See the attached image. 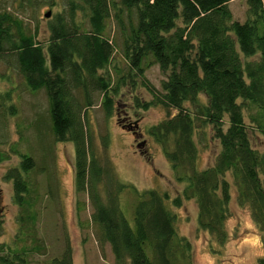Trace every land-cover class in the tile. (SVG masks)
<instances>
[{"label":"trees","instance_id":"obj_1","mask_svg":"<svg viewBox=\"0 0 264 264\" xmlns=\"http://www.w3.org/2000/svg\"><path fill=\"white\" fill-rule=\"evenodd\" d=\"M58 1L0 0V61L16 70L28 91H45L52 135L74 144L76 192L89 193L98 242L110 246L114 264H194L190 243L177 234L167 193L135 191L133 223L120 208L122 186L106 201L99 193L106 171L92 151L86 115L97 94L106 117L113 115L124 78L115 85L99 72L118 49L133 76L144 78L150 64L169 72L155 100L175 113L150 135L176 181L185 184L182 199L196 202L198 227L226 244L235 192L238 205L250 209L264 232V150L253 148L250 139L254 129L264 135V0H246L244 23L234 19L232 0H65L48 21L44 45L26 20L37 19L41 7L57 8ZM112 20L120 29V47L107 33ZM12 93H0L3 115H17L9 104ZM212 139L220 142V153L213 166L201 170V149ZM19 156V165L4 176L13 184L19 227L14 248L0 243V264H30L32 253L45 248L37 230L34 179L47 168L29 154ZM8 159L0 151V163ZM49 264H74L72 248L67 245Z\"/></svg>","mask_w":264,"mask_h":264},{"label":"rangeland","instance_id":"obj_2","mask_svg":"<svg viewBox=\"0 0 264 264\" xmlns=\"http://www.w3.org/2000/svg\"><path fill=\"white\" fill-rule=\"evenodd\" d=\"M58 3L57 8L41 7L37 19L26 20L29 30L31 33L36 31V40L42 44L48 39V21L61 10V3L65 0ZM230 8L235 20L246 21V0H232ZM48 12L51 14L49 18L45 16ZM80 19L78 15L77 20ZM107 33L120 47V29L114 20L108 23ZM99 73L115 85L124 78L113 98L115 108L111 117H106L101 106L102 97L98 94L95 105L87 110L86 115L92 151L106 171L99 186L102 199L106 201L109 193L122 186L118 192L120 208L126 219L133 223L137 202L135 191L167 193V206L177 218V234L190 243L194 264H259L264 258V232L255 223L250 209L238 205L234 192L230 217L225 223L228 239L226 244L220 245L198 227L196 202L182 199L185 184L176 181L162 147L150 135L152 127L175 113L167 112L155 100V94L161 92V83L167 80L169 72L157 64H150L145 69L144 78L133 76L118 49L111 64ZM9 90H13L9 104L16 106L17 115L0 113V151L9 155L8 160L0 163V243L6 248H14L19 227V207L14 202L13 184L4 176L10 168L19 165V154H29L38 166L47 168L34 179L38 192L35 204L37 230L40 245L45 248L32 253L30 264H49L61 256L67 245L72 248L74 264H114L110 246H101L98 242L89 193L76 192L74 144L57 142L52 135L45 91H28L16 70L0 61V93ZM201 98L207 103L203 94ZM246 122L249 124L248 119ZM250 139L253 148L260 152L264 150V135L259 130L250 132ZM209 141L208 146L201 149L198 166L201 170L213 166L221 150L218 140ZM12 148L18 154L12 152ZM176 199L182 200L181 206L174 205Z\"/></svg>","mask_w":264,"mask_h":264},{"label":"water","instance_id":"obj_3","mask_svg":"<svg viewBox=\"0 0 264 264\" xmlns=\"http://www.w3.org/2000/svg\"><path fill=\"white\" fill-rule=\"evenodd\" d=\"M45 16H46L47 18H49V17L51 16L50 12H48L47 14H45Z\"/></svg>","mask_w":264,"mask_h":264}]
</instances>
